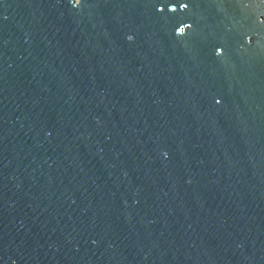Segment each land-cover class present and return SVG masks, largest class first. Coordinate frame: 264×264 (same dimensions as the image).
<instances>
[{
	"label": "water",
	"instance_id": "1",
	"mask_svg": "<svg viewBox=\"0 0 264 264\" xmlns=\"http://www.w3.org/2000/svg\"><path fill=\"white\" fill-rule=\"evenodd\" d=\"M0 264H264V0H0Z\"/></svg>",
	"mask_w": 264,
	"mask_h": 264
},
{
	"label": "snow or ice",
	"instance_id": "2",
	"mask_svg": "<svg viewBox=\"0 0 264 264\" xmlns=\"http://www.w3.org/2000/svg\"><path fill=\"white\" fill-rule=\"evenodd\" d=\"M181 31H183V29H181Z\"/></svg>",
	"mask_w": 264,
	"mask_h": 264
}]
</instances>
